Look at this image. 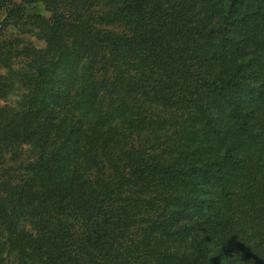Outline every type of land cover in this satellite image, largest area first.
Masks as SVG:
<instances>
[{
    "label": "trees",
    "instance_id": "obj_1",
    "mask_svg": "<svg viewBox=\"0 0 264 264\" xmlns=\"http://www.w3.org/2000/svg\"><path fill=\"white\" fill-rule=\"evenodd\" d=\"M0 20V264H264V0Z\"/></svg>",
    "mask_w": 264,
    "mask_h": 264
},
{
    "label": "rangeland",
    "instance_id": "obj_2",
    "mask_svg": "<svg viewBox=\"0 0 264 264\" xmlns=\"http://www.w3.org/2000/svg\"><path fill=\"white\" fill-rule=\"evenodd\" d=\"M28 11H30V12H32L33 13V11H35V10H32V9H30V10H28ZM2 20H0V22H1ZM6 35L8 34V32L6 31V33H5ZM12 35H15V33H12ZM28 38L29 37H25L24 39L25 40H28ZM33 39H29V41H32Z\"/></svg>",
    "mask_w": 264,
    "mask_h": 264
}]
</instances>
